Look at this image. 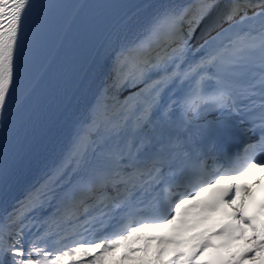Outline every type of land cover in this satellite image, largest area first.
Wrapping results in <instances>:
<instances>
[{"label": "snow or ice", "instance_id": "6c2138e0", "mask_svg": "<svg viewBox=\"0 0 264 264\" xmlns=\"http://www.w3.org/2000/svg\"><path fill=\"white\" fill-rule=\"evenodd\" d=\"M52 7L0 0V181ZM111 74L112 88L143 87L0 211V264H264V0L161 7Z\"/></svg>", "mask_w": 264, "mask_h": 264}, {"label": "bare ground", "instance_id": "6f19581e", "mask_svg": "<svg viewBox=\"0 0 264 264\" xmlns=\"http://www.w3.org/2000/svg\"><path fill=\"white\" fill-rule=\"evenodd\" d=\"M185 1L135 0L111 21L52 115L7 164L6 177L0 181V211L12 204L21 189L44 176L64 157L78 132H86L85 124L99 110L102 101L100 87L108 62L116 50L136 40L156 10L169 5L178 6Z\"/></svg>", "mask_w": 264, "mask_h": 264}, {"label": "rangeland", "instance_id": "374dc122", "mask_svg": "<svg viewBox=\"0 0 264 264\" xmlns=\"http://www.w3.org/2000/svg\"><path fill=\"white\" fill-rule=\"evenodd\" d=\"M117 91H118V90H115V91H114V94H116ZM124 92H126V90H122V89H121L120 94L117 95V98H119L120 95H122ZM128 92H129V91H127L126 93H128ZM132 95H133V94L130 93V94H128L125 98L130 97V96H132ZM119 117H120V114H117V115H115V116H113V117L111 116V120H110V122H118V118H119ZM106 122H109V121L106 120L105 123H106ZM129 124L131 125V121H129ZM249 263H250V262H249Z\"/></svg>", "mask_w": 264, "mask_h": 264}]
</instances>
